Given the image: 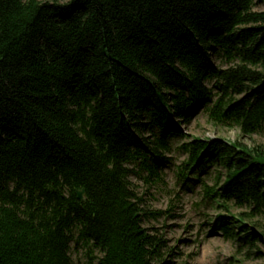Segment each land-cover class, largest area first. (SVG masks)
I'll list each match as a JSON object with an SVG mask.
<instances>
[{
  "label": "trees",
  "instance_id": "obj_1",
  "mask_svg": "<svg viewBox=\"0 0 264 264\" xmlns=\"http://www.w3.org/2000/svg\"><path fill=\"white\" fill-rule=\"evenodd\" d=\"M258 4L0 0V264H74L73 244L97 250V264L165 263L166 241L144 227L164 212L143 207L131 176L159 180L182 138L176 122L201 108L243 136L264 129ZM184 149V179L218 164L206 196L247 211L218 217L216 231L256 247L246 221L264 219V150L225 140Z\"/></svg>",
  "mask_w": 264,
  "mask_h": 264
},
{
  "label": "rangeland",
  "instance_id": "obj_2",
  "mask_svg": "<svg viewBox=\"0 0 264 264\" xmlns=\"http://www.w3.org/2000/svg\"><path fill=\"white\" fill-rule=\"evenodd\" d=\"M255 12H264V5L258 4ZM211 62L220 69L231 65L213 56ZM261 70L264 71L262 68ZM213 87V83L209 85ZM243 96H236L237 100ZM182 138L171 142L170 151L165 153L168 163L161 168L160 179H149L147 172L135 169L131 182L135 191L146 202L143 205L152 211H163L158 219L149 217L144 227L151 234L163 237L166 241L164 264H264V219L247 220L246 225L258 239L256 247H240L235 241L224 238L216 231V219L220 216H235L246 213L244 209L230 207L227 213L211 198L206 196L205 188L217 184V176L224 173L218 164L210 166L203 173H197L195 166L184 179L182 171L189 164L190 154L184 149L196 140H225L240 142L251 149L264 150V129L252 136H243L237 128L217 126L209 120L204 109H200L189 124L179 123ZM144 137H151L145 133ZM133 168V167H132ZM137 174V175H136ZM223 179L221 177L219 183ZM221 186V185H220ZM170 250H173L172 253ZM74 264H97V250L90 253L82 245L71 248Z\"/></svg>",
  "mask_w": 264,
  "mask_h": 264
},
{
  "label": "water",
  "instance_id": "obj_3",
  "mask_svg": "<svg viewBox=\"0 0 264 264\" xmlns=\"http://www.w3.org/2000/svg\"><path fill=\"white\" fill-rule=\"evenodd\" d=\"M77 195H78L79 200L80 201H83L84 196H85V191H80V192H78Z\"/></svg>",
  "mask_w": 264,
  "mask_h": 264
}]
</instances>
